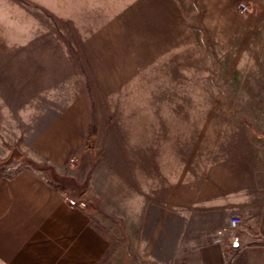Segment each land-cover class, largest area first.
<instances>
[{"label": "rangeland", "instance_id": "1", "mask_svg": "<svg viewBox=\"0 0 264 264\" xmlns=\"http://www.w3.org/2000/svg\"><path fill=\"white\" fill-rule=\"evenodd\" d=\"M249 11L243 0H0V50L18 61L13 67L38 66L61 110L76 102L83 117L77 150L41 170L50 182L60 173V196L83 193L87 206L76 209L94 210L106 234L116 239L123 228L126 252L141 264L150 263V204L158 212L151 226L164 227L173 186L220 177L231 144L247 134V113L264 109V100L246 99L252 63L234 50L257 33L243 20ZM14 157L0 163L6 173L19 167ZM242 223L227 220L214 238L222 227L221 237L237 236ZM233 248L225 264H264V251L245 241Z\"/></svg>", "mask_w": 264, "mask_h": 264}, {"label": "crops", "instance_id": "2", "mask_svg": "<svg viewBox=\"0 0 264 264\" xmlns=\"http://www.w3.org/2000/svg\"><path fill=\"white\" fill-rule=\"evenodd\" d=\"M243 1L250 6L243 20L257 33L234 50L237 58L252 63L245 77L253 89L246 99L264 100V0ZM5 52L0 50V159L13 147L20 154L11 163L18 168L6 173L0 166V264H141L140 254L126 252L123 228L116 239L106 234L93 221L90 214L106 224L94 210H78L61 201V190L55 186L60 173L52 172L51 182L46 179L41 169L47 164L60 167L79 147L83 117L76 113V102L74 111L61 110L55 89L45 87L38 66L13 67L12 55ZM247 115L248 135L231 144L236 151L223 162L220 177L203 178L191 190L173 186L165 200L164 227L151 226L158 212L150 204L144 253L149 264L171 259L178 261L175 264H225L239 241H245L252 253L264 251V109ZM233 214L243 217L238 235L231 229L215 241L216 229ZM136 219L139 223L140 217ZM158 248L166 251L164 262Z\"/></svg>", "mask_w": 264, "mask_h": 264}, {"label": "built area", "instance_id": "3", "mask_svg": "<svg viewBox=\"0 0 264 264\" xmlns=\"http://www.w3.org/2000/svg\"><path fill=\"white\" fill-rule=\"evenodd\" d=\"M238 8L240 11H244L246 9V5L244 3H239ZM61 196L63 197L64 201L71 207L84 209L87 206V199L83 195V193L72 194L68 192H62ZM242 221L241 215H232L228 219V226L229 227H236ZM226 228L222 227L217 231L218 236L214 239L215 241H220L221 239V232H223Z\"/></svg>", "mask_w": 264, "mask_h": 264}, {"label": "water", "instance_id": "4", "mask_svg": "<svg viewBox=\"0 0 264 264\" xmlns=\"http://www.w3.org/2000/svg\"><path fill=\"white\" fill-rule=\"evenodd\" d=\"M15 154L18 155V154H19V151L17 150L16 147H13V148L11 149V151H10L8 157H7L6 159L0 161V163H1V164H6V163H8V162L12 159L13 155H15Z\"/></svg>", "mask_w": 264, "mask_h": 264}]
</instances>
